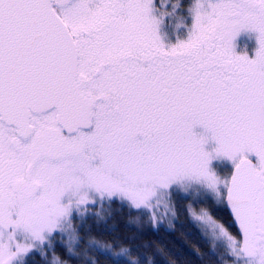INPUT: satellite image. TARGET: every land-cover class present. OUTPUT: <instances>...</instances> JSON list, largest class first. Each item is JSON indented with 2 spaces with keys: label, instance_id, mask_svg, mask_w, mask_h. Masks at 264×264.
<instances>
[{
  "label": "snow or ice",
  "instance_id": "snow-or-ice-1",
  "mask_svg": "<svg viewBox=\"0 0 264 264\" xmlns=\"http://www.w3.org/2000/svg\"><path fill=\"white\" fill-rule=\"evenodd\" d=\"M190 186L219 264H264V0H0V264H67L57 237L156 264L72 221L113 198L155 220Z\"/></svg>",
  "mask_w": 264,
  "mask_h": 264
},
{
  "label": "trees",
  "instance_id": "trees-1",
  "mask_svg": "<svg viewBox=\"0 0 264 264\" xmlns=\"http://www.w3.org/2000/svg\"><path fill=\"white\" fill-rule=\"evenodd\" d=\"M174 198L177 217L171 228L160 225L155 227L144 219L147 223L138 225L135 210L114 200L108 204L107 212L102 217L94 216L91 212L85 215L79 234L85 241L89 237L105 243L119 241L124 246L134 249L133 258L137 255L154 257L156 264H165V256L174 264H219L217 257L211 255V241L202 237L188 218L186 197L177 195ZM219 215L225 216L224 213ZM55 248L56 255L67 264H88V257L97 256L86 243H81L77 247L76 252L80 254L78 259L70 257L60 244ZM115 250L119 251V248ZM197 252L202 258L197 256ZM99 261L100 264H111L103 256L99 257ZM29 264L47 262L40 254H34Z\"/></svg>",
  "mask_w": 264,
  "mask_h": 264
},
{
  "label": "rangeland",
  "instance_id": "rangeland-1",
  "mask_svg": "<svg viewBox=\"0 0 264 264\" xmlns=\"http://www.w3.org/2000/svg\"><path fill=\"white\" fill-rule=\"evenodd\" d=\"M243 38H250V37H246L245 35H241V36L238 37L237 45H238V48L241 51H243L245 49V48H243L241 46V40ZM246 41L249 44L247 46V48H248L249 51H251L252 48L255 47V40H254V38L253 39L250 38L249 40H246ZM217 166H218V168H223L224 169V171L222 173L224 175H227L228 171L230 170L228 167H225V165L223 163H220V162H218ZM177 195H182L183 197H186L187 212H188L189 206H191V208L196 210L197 212L201 208H209L210 209V207H211V201L205 202L204 200L200 199L198 194H197V189L195 188V186H190L187 189V191H184L183 189H181L180 191H173L171 193V195H170L169 201L167 202L168 206H169L168 209L166 210L163 205H161L159 208H157L156 209L155 220H152L150 218L149 214L146 211L138 210V209H134L133 208V210H135V212H136V221H137L138 225L143 224V223L146 224L147 222L144 221V220H148L149 223L152 224L155 227L160 225V226H165V227L171 228L174 219H176V217H177L176 208H174L175 207V198L174 197H176ZM114 200L119 201L118 198H113V200L111 202H106L103 205V207H100V206H96V207L89 206L86 209H81V211L84 212L85 215H88L90 212L91 213L99 212L100 213L99 217H102V215H104L105 212H107L108 204L112 203ZM198 200H199V202H198ZM119 202H121V201H119ZM123 203L127 204L126 202H123ZM173 212H175V216H173V214H172ZM85 215H84V217H85ZM188 216H189V212H188ZM188 218L191 220L190 216ZM72 224H73V227L77 229V234H79V232L81 231V227L83 226L82 221L80 219H73ZM65 239H67V236H65ZM58 241H59V237H57L56 241H54L55 247H56L57 244H60ZM76 249H77V247L75 248V251H76ZM45 251L48 252L47 260L50 261L52 253L48 249H45ZM219 251H222V250H219ZM34 254H39V253H34ZM34 254L30 255L29 260H30L31 256H33ZM228 264H231V261H229Z\"/></svg>",
  "mask_w": 264,
  "mask_h": 264
},
{
  "label": "flooded vegetation",
  "instance_id": "flooded-vegetation-1",
  "mask_svg": "<svg viewBox=\"0 0 264 264\" xmlns=\"http://www.w3.org/2000/svg\"><path fill=\"white\" fill-rule=\"evenodd\" d=\"M243 35V34H242ZM246 36V35H245ZM247 37V36H246ZM250 38H243L242 40H241V46L243 47V48H247V46L249 45L248 43H247V41L246 40H249Z\"/></svg>",
  "mask_w": 264,
  "mask_h": 264
}]
</instances>
